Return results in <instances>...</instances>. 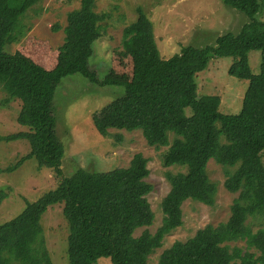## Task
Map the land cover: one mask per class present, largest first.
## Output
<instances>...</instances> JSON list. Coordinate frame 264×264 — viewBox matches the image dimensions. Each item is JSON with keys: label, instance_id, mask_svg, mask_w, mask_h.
<instances>
[{"label": "trees", "instance_id": "16d2710c", "mask_svg": "<svg viewBox=\"0 0 264 264\" xmlns=\"http://www.w3.org/2000/svg\"><path fill=\"white\" fill-rule=\"evenodd\" d=\"M39 0H0V82L9 98L21 101L18 122L26 129L0 136L25 138L30 152L7 172L35 158L52 169L57 185L24 209L0 223V264H53L42 236L41 218L49 206L63 203L70 225V264H96L109 257L113 264H149V257L163 246L167 235L183 224V205L196 200L213 206L217 187L208 163L214 159L227 170L225 188L238 195L227 220L207 224L185 241L163 250L157 264H264V19L257 14L264 0H223L244 12L248 20L239 31H226L212 44L186 45L180 53L162 57L153 23L141 6L138 18L123 30L122 45L133 61L130 80L99 73L91 63L95 43L103 36L104 14L95 12L96 0H80L67 13L74 48L54 68L47 69L6 44L19 43L29 32L25 19ZM105 19V20H104ZM57 24L54 30L60 29ZM261 52L255 74L249 53ZM217 57H233L229 73L251 81L239 113L220 111L221 96L200 95L196 77ZM79 73L97 86L124 87V93L96 110L98 131L140 129L149 145L168 146L166 166L185 170L168 172L170 190L163 198L162 224L151 226L155 213L147 195L154 189L148 158L136 153L130 164L94 172L79 167L66 175L61 167L65 148L56 130L54 98L62 79ZM169 132L175 137L170 142ZM223 136L225 140H223ZM7 193H0V201ZM259 227L253 230L251 224ZM245 241V246L231 242ZM252 249H255L253 251Z\"/></svg>", "mask_w": 264, "mask_h": 264}, {"label": "rangeland", "instance_id": "374dc122", "mask_svg": "<svg viewBox=\"0 0 264 264\" xmlns=\"http://www.w3.org/2000/svg\"><path fill=\"white\" fill-rule=\"evenodd\" d=\"M80 0H39L29 10L26 23L30 27L19 43L6 44L10 52H21L47 69L54 68L61 58L74 48L73 32L68 28L67 13L78 7ZM141 6L153 23V33L162 57L180 53L183 46L212 44L217 36L226 31H239L248 20L247 15L223 0H96L95 12L106 14L103 21L102 38L95 43L91 63L101 75L108 74L118 79L130 80L133 61L123 48V30L138 18ZM264 19V8L257 14ZM59 24L61 27L54 30ZM253 73L260 71L261 52L249 53ZM233 57H217L200 71L196 77L200 95H220V111L239 113L243 98L251 81L240 79L229 73ZM124 87L97 86L79 74L62 79L56 89L54 114L56 130L65 148L62 168L71 175L79 167L94 172L126 167L136 153L148 158L150 175L147 180L154 189L147 195L155 213L151 226L137 229L139 235L144 228L155 232L162 224L161 203L170 190L168 172L185 170L184 167L166 166L163 156L168 146L149 145L140 129L133 131L111 129L109 136L102 135L95 126L93 113L124 93ZM9 98V93L0 82V136L26 129L18 122L21 101ZM175 133L169 132L170 142ZM223 140L225 137L223 136ZM30 142L25 138L0 140V193H7L0 201V223L17 216L25 207L26 200L35 201L57 185L51 168L40 166L35 158L26 159L12 172L6 168L15 165L30 152ZM264 163V152L262 153ZM227 170L211 159L208 163L210 179L216 184L217 194L213 206L189 199L183 205V224L167 235L162 247L149 257V264H157L160 254L175 241H185L199 228L207 224H218L228 219L231 204L238 195L225 188ZM63 203L48 207L41 218L42 236L53 264H70L68 246L70 225L65 217ZM259 227L257 221L251 224ZM245 246V241L231 242V246ZM255 251V249H252ZM96 264H113L109 257H101Z\"/></svg>", "mask_w": 264, "mask_h": 264}]
</instances>
